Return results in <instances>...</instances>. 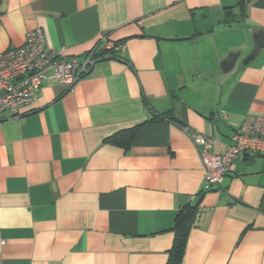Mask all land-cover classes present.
Returning a JSON list of instances; mask_svg holds the SVG:
<instances>
[{"label": "crops", "instance_id": "1", "mask_svg": "<svg viewBox=\"0 0 264 264\" xmlns=\"http://www.w3.org/2000/svg\"><path fill=\"white\" fill-rule=\"evenodd\" d=\"M35 29L79 60L103 38L124 51L0 115V264H167L187 206L180 264H264V157H237L201 194L191 138L221 155L264 117V48L242 65L264 0H0V53Z\"/></svg>", "mask_w": 264, "mask_h": 264}, {"label": "built area", "instance_id": "2", "mask_svg": "<svg viewBox=\"0 0 264 264\" xmlns=\"http://www.w3.org/2000/svg\"><path fill=\"white\" fill-rule=\"evenodd\" d=\"M99 47L116 53L124 51L123 44L103 38L79 60L68 57L65 48L48 49L41 29L29 32L22 46L0 53V115L20 117L22 108L34 101L42 83L50 78L70 90L100 61L95 57ZM191 138L203 162L202 191L208 192L223 182L237 157L245 154L264 157V117H246L221 155L210 152L212 139L196 134Z\"/></svg>", "mask_w": 264, "mask_h": 264}, {"label": "trees", "instance_id": "3", "mask_svg": "<svg viewBox=\"0 0 264 264\" xmlns=\"http://www.w3.org/2000/svg\"><path fill=\"white\" fill-rule=\"evenodd\" d=\"M118 44V43H115ZM95 57L99 58V60L111 59V58H119L118 53L112 50H106L103 48L97 49L95 51ZM120 59V58H119ZM139 127L132 128L127 131L128 141L137 133ZM204 193L201 191V194ZM185 212V213H184ZM184 214L180 215L176 221L174 227V243L172 245L171 250L169 251V257L167 264H180V260L182 258V253L185 247L186 239L188 232L193 226V215L195 214V207L187 206L184 210Z\"/></svg>", "mask_w": 264, "mask_h": 264}, {"label": "water", "instance_id": "4", "mask_svg": "<svg viewBox=\"0 0 264 264\" xmlns=\"http://www.w3.org/2000/svg\"><path fill=\"white\" fill-rule=\"evenodd\" d=\"M264 48V34L262 32H257L254 34V46L253 50L250 52V54L243 59L242 65L248 63L249 61L253 60L257 53ZM238 58V54L236 55H230L226 61L222 63V70L223 72L227 71L228 67H233L234 62Z\"/></svg>", "mask_w": 264, "mask_h": 264}]
</instances>
